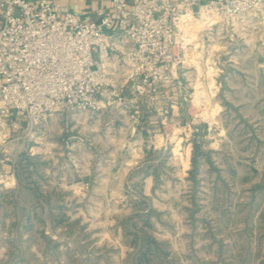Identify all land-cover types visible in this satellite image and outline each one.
Instances as JSON below:
<instances>
[{"label": "rangeland", "instance_id": "374dc122", "mask_svg": "<svg viewBox=\"0 0 264 264\" xmlns=\"http://www.w3.org/2000/svg\"><path fill=\"white\" fill-rule=\"evenodd\" d=\"M205 34L134 132L106 109L16 134L0 264H264V22Z\"/></svg>", "mask_w": 264, "mask_h": 264}, {"label": "built area", "instance_id": "2783aa9c", "mask_svg": "<svg viewBox=\"0 0 264 264\" xmlns=\"http://www.w3.org/2000/svg\"><path fill=\"white\" fill-rule=\"evenodd\" d=\"M105 1L107 13L80 20L63 2L0 0V167L11 168L1 182L14 183L16 134L106 109L134 132L142 100L162 114L160 97L201 68L203 31L222 44L264 22V0Z\"/></svg>", "mask_w": 264, "mask_h": 264}, {"label": "crops", "instance_id": "0c3cea01", "mask_svg": "<svg viewBox=\"0 0 264 264\" xmlns=\"http://www.w3.org/2000/svg\"><path fill=\"white\" fill-rule=\"evenodd\" d=\"M30 3H35L37 0H28ZM56 2H63L66 4L68 10L72 12L74 15L77 16L80 20H91L96 17V11L102 10L104 13H107L110 10V3L105 0H85L84 2H74V1H62V0H51ZM159 102L163 105H173L176 103V100L171 98H164L160 97ZM142 105H146L145 101H141V103L138 105L139 109L142 107ZM141 112V111H140ZM142 113V112H141ZM70 115H67L66 118H68ZM141 122H145L146 120L142 117V114L139 115ZM50 123V122H49ZM10 167L8 165H4L0 167V173H9ZM14 176H15V165H14Z\"/></svg>", "mask_w": 264, "mask_h": 264}]
</instances>
